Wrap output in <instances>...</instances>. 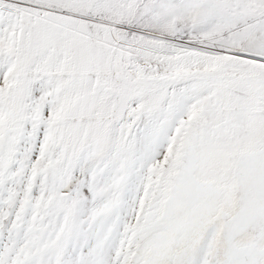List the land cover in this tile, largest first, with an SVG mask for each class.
<instances>
[{
    "label": "snow or ice",
    "instance_id": "snow-or-ice-1",
    "mask_svg": "<svg viewBox=\"0 0 264 264\" xmlns=\"http://www.w3.org/2000/svg\"><path fill=\"white\" fill-rule=\"evenodd\" d=\"M0 264H264V0H0Z\"/></svg>",
    "mask_w": 264,
    "mask_h": 264
}]
</instances>
